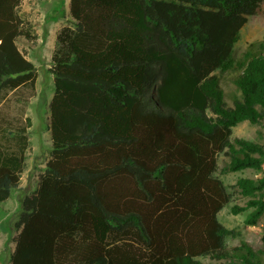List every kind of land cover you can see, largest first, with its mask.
<instances>
[{"label": "trees", "instance_id": "trees-1", "mask_svg": "<svg viewBox=\"0 0 264 264\" xmlns=\"http://www.w3.org/2000/svg\"><path fill=\"white\" fill-rule=\"evenodd\" d=\"M21 1L0 0V95L36 80L17 46L34 38ZM262 2L69 0L49 67L50 159L22 200L9 264H264V222L259 246L226 244L235 231L217 214L230 194L216 176L219 154L221 172L258 174L237 178L246 201L230 207L257 225L264 143L232 129L264 128V39L232 54ZM224 72L239 92L231 106ZM16 130L12 147L0 126V203L24 166Z\"/></svg>", "mask_w": 264, "mask_h": 264}, {"label": "rangeland", "instance_id": "rangeland-1", "mask_svg": "<svg viewBox=\"0 0 264 264\" xmlns=\"http://www.w3.org/2000/svg\"><path fill=\"white\" fill-rule=\"evenodd\" d=\"M18 13L24 26L34 35L33 39L19 37L17 46L33 63L36 80L32 86L4 90L0 95V126L5 128V136L9 140L4 142L12 147L15 146L14 137L18 132L16 127L24 128L23 134L26 137L24 166L20 173L19 186L12 189L9 197L0 203V264H9L14 248L13 239L18 232L16 222L21 212L22 200L36 190L39 178L50 159L52 147L49 133V102L53 95L54 83L49 67L59 30L64 25L71 24L69 0H22ZM262 39H264V2L254 15L247 18V22L240 30L232 55L239 57L250 42ZM220 74V85L225 92L224 99L226 104L231 106L233 97L239 94L233 82V74L226 72ZM232 136L264 143V128L243 121L232 129ZM226 160L224 154L217 155L216 176L230 194L229 203L218 212L217 218L225 227L235 231L234 236L226 238V244L232 246L240 239H244L257 247L261 244L264 216L257 225L245 228L243 225L245 212L232 214L230 207L233 204L242 205L246 201V198L241 197L237 192V178L256 177L258 174L251 169L221 172ZM200 260L211 261L208 258Z\"/></svg>", "mask_w": 264, "mask_h": 264}]
</instances>
